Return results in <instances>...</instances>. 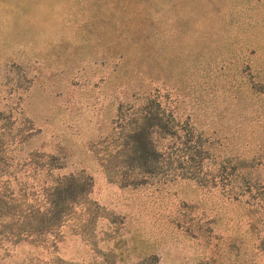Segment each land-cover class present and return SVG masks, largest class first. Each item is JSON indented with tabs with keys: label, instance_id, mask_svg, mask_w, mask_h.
Masks as SVG:
<instances>
[{
	"label": "rangeland",
	"instance_id": "1",
	"mask_svg": "<svg viewBox=\"0 0 264 264\" xmlns=\"http://www.w3.org/2000/svg\"><path fill=\"white\" fill-rule=\"evenodd\" d=\"M249 3L0 0V194L33 207L45 177L91 178L89 207L54 238L0 231V264H264V186L233 196L229 175L176 169L121 185L104 165L116 106L149 89L216 162L229 158L225 172L263 185L264 0Z\"/></svg>",
	"mask_w": 264,
	"mask_h": 264
},
{
	"label": "trees",
	"instance_id": "2",
	"mask_svg": "<svg viewBox=\"0 0 264 264\" xmlns=\"http://www.w3.org/2000/svg\"><path fill=\"white\" fill-rule=\"evenodd\" d=\"M242 1L246 7H251L250 0ZM241 38L242 55L248 56L250 52L247 49L254 48L251 46L254 44L251 30L243 29ZM246 66L249 67V63L243 62L242 69ZM252 86L245 83L244 90L252 91ZM115 116L116 131L108 142L110 146L104 165L108 172L118 175L116 180L121 185L140 184L149 176L176 169L181 172L180 175L185 174V177H192L200 183L229 175V180L236 184L233 196H236L235 190L242 192L256 187V184L264 186V183H257L255 175V180H251L248 172H225L224 161L229 158H219L216 162L200 133H194L184 123L180 124L177 118L165 111L157 95L149 89L135 92L124 109L121 104L117 105ZM234 159V165L243 171L252 165L251 160ZM199 171H202L201 175ZM37 186L36 198L41 202L33 204V207L22 205L26 193L19 194V198L0 194V222L4 221L0 224V231L10 232L16 239L31 234L42 235L43 239L50 233L52 239L57 232L56 227L72 216L76 205L89 207L87 195L91 178L86 174H51ZM92 213L89 211L80 223L81 231L88 232L90 229L94 219Z\"/></svg>",
	"mask_w": 264,
	"mask_h": 264
}]
</instances>
